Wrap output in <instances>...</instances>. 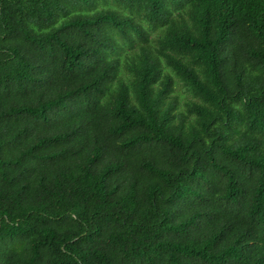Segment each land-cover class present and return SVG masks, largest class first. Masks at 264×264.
Returning <instances> with one entry per match:
<instances>
[{
  "label": "trees",
  "instance_id": "trees-1",
  "mask_svg": "<svg viewBox=\"0 0 264 264\" xmlns=\"http://www.w3.org/2000/svg\"><path fill=\"white\" fill-rule=\"evenodd\" d=\"M0 264H264V0H0Z\"/></svg>",
  "mask_w": 264,
  "mask_h": 264
},
{
  "label": "rangeland",
  "instance_id": "rangeland-1",
  "mask_svg": "<svg viewBox=\"0 0 264 264\" xmlns=\"http://www.w3.org/2000/svg\"><path fill=\"white\" fill-rule=\"evenodd\" d=\"M124 54H126V53H124ZM177 92H178L179 96H182V97L184 96V99H186V93L182 87L178 88Z\"/></svg>",
  "mask_w": 264,
  "mask_h": 264
}]
</instances>
